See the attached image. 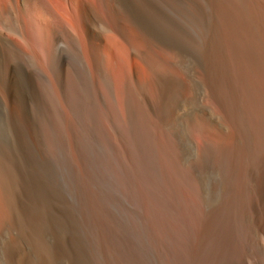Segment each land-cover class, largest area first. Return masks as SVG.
Wrapping results in <instances>:
<instances>
[{"label":"bare ground","instance_id":"obj_1","mask_svg":"<svg viewBox=\"0 0 264 264\" xmlns=\"http://www.w3.org/2000/svg\"><path fill=\"white\" fill-rule=\"evenodd\" d=\"M31 1L37 2L5 0L0 8L4 20L21 22L18 37L0 30V264H264V0H191L184 6L193 32L187 41L175 29L176 15L156 8L167 0H98L108 21L90 18L84 2L69 0L83 17L87 52L71 28L49 43L41 40L36 51L26 31L34 26L28 22ZM125 23L133 35H126ZM110 29L125 35L132 67L131 81L123 75L120 86L126 116L111 123L119 141L137 150L136 171L149 179L145 164L156 161V151L163 162L171 156L167 137L155 141L149 122L134 114V98L158 124L175 117L178 128L170 127L181 136L163 133L181 157L187 153L180 142L191 147L185 169L202 166L219 175L209 201L188 190L200 199L203 217L191 250L168 263L151 255L142 228L115 213L114 203L125 200L113 180L118 167L100 149L89 117L101 103L115 109L118 100L102 47ZM148 42L160 43L165 53L182 50L187 80L159 55L141 56ZM9 53L24 69L6 62ZM36 79L47 101H33L40 97ZM203 94L215 119L206 113L204 132L194 142L183 127L203 114ZM67 116L72 122L65 132L59 117ZM67 132L75 138L80 172L65 161ZM51 149L59 163L52 162Z\"/></svg>","mask_w":264,"mask_h":264},{"label":"rangeland","instance_id":"obj_2","mask_svg":"<svg viewBox=\"0 0 264 264\" xmlns=\"http://www.w3.org/2000/svg\"><path fill=\"white\" fill-rule=\"evenodd\" d=\"M15 1L17 4H20V0ZM36 1V3L31 1L27 6L30 15L28 22L34 26H29L26 29L35 50L38 51L41 40L45 42L52 35L54 37L57 35L62 36V33H64L66 29L71 28L70 30L74 29L77 35L76 42L82 47L84 52L85 50L87 52L88 35L82 27L83 17L79 15V10L73 9V5H71V2L69 3V0ZM137 1L153 4L159 0ZM4 2L5 0H0V8H2ZM82 2H84L86 9L90 10V18L95 16V20L103 18L108 21L109 12L103 9V2L99 3L98 0H78L77 4L82 5ZM167 2L158 3L156 6L158 12L162 14L166 13V15L169 16L170 14L168 15L167 11L170 9L177 17L176 21H174L175 29L177 28L184 34L186 41L189 40L193 32L185 8H189L190 5H192L191 0H180L176 1V3L172 0H167ZM43 12H45V15L41 16L40 14ZM17 15H19L18 12L13 13V16L16 18ZM8 18H10V16H8ZM16 26L20 28L21 22L17 21L15 25H12L11 22L4 20V17L0 16V30H8L9 35L18 37ZM123 29L129 32H126V35H133V32L129 31L130 26L127 23L124 24ZM105 32L107 33L103 38L102 47L107 67L111 72L115 96L118 100L115 109L110 108L106 103H101L102 110L97 114L94 113V117L92 114H89V117L91 120H94L97 126L98 136L96 140L98 141L100 149L108 155L111 163L118 167L115 170L118 177H113V180L122 198L125 200H117L113 206L114 211L124 217L129 226L133 227L138 225V227L142 228L144 237L153 250L151 255L155 258L159 256L168 263L170 258L176 259V257L182 255L184 251L185 254H187V252L191 250L192 239L197 235L203 217L200 199L192 197L188 193V190L201 191L202 194H205L203 197L208 198L205 200L209 201V198L217 195L219 175L202 166H198L196 170L191 172H189L187 168L186 170L183 163L191 160V147L186 142H180V148L187 153L185 157H181L177 147L174 146L170 138L163 133V131H172L175 136H181L170 127L173 125L175 128H178L179 124L175 117L165 118V123L158 124L156 121L149 118L150 114L144 111L134 98V114L149 122V126L153 130L155 141L159 136L164 135L167 137L171 156L168 162H163L159 157L158 151H156V161L153 164H145L146 175L151 171L153 174L149 179H146L145 176L136 171L138 163L134 157L137 154V150L133 146L127 147L123 140L119 141L117 130L111 123L115 122V119L123 120L126 116L124 110V96L120 94V86L123 75L125 79L128 78L130 81L132 79L131 59L124 47L123 39L125 35L112 31V29ZM21 34L23 35L22 31ZM47 43H49V39ZM140 49L141 56L147 57L151 54L159 55L162 60H165L166 63L174 69L179 79L183 81L187 80L188 75L182 64V50L176 49L173 52L165 53L162 51L160 43L156 42H148L144 44V46H141ZM41 56L45 59L46 52L43 51ZM5 60L15 68L20 66V69H24V63L21 62L20 65L17 58L12 55V53L6 55ZM39 68L44 69V66H39ZM195 73L196 71L194 75ZM195 77L200 78L198 72ZM34 85L38 87L40 97L33 98V101L35 103L42 100L47 101V93L45 96L44 88L38 79L34 81ZM99 91L102 92L101 90ZM201 103L203 104L204 112L200 117H197L198 122L193 125L186 124V127H183L186 131L185 136L193 139L194 142H197L204 132L206 113L208 117H211L214 113V108L208 102L207 94L201 96ZM112 115L116 117H112ZM211 118L215 119V117ZM59 121L62 122L66 132V125L72 122L71 118L68 116L59 117ZM54 123L58 125L55 119ZM225 132L229 133L228 129L225 128ZM64 138L66 144V150L63 153L65 161L75 172H80L79 161L75 149V146H77L75 138L71 136L70 132H67ZM154 149L157 150V146H154ZM56 154V151L51 149L49 155H51L53 163H59ZM62 167H65V165ZM216 199L217 198L210 200L214 201ZM128 213H131L135 218L134 222H128ZM129 226L130 235L136 238V230L131 229Z\"/></svg>","mask_w":264,"mask_h":264}]
</instances>
